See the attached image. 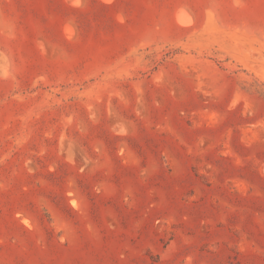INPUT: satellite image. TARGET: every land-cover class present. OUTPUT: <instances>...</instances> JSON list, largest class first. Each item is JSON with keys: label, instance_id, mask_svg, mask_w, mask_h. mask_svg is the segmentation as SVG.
I'll return each mask as SVG.
<instances>
[{"label": "rangeland", "instance_id": "obj_1", "mask_svg": "<svg viewBox=\"0 0 264 264\" xmlns=\"http://www.w3.org/2000/svg\"><path fill=\"white\" fill-rule=\"evenodd\" d=\"M0 264H264V0H0Z\"/></svg>", "mask_w": 264, "mask_h": 264}, {"label": "bare ground", "instance_id": "obj_2", "mask_svg": "<svg viewBox=\"0 0 264 264\" xmlns=\"http://www.w3.org/2000/svg\"><path fill=\"white\" fill-rule=\"evenodd\" d=\"M106 1H108V0H106ZM179 16L181 17V15H179ZM183 16H184V13H183ZM185 17H186V15H185ZM181 18H182V17H181ZM180 20H181V22L183 21L182 19H180ZM180 20H179V21H180ZM181 22H180V23H181ZM188 22H189V21H188ZM188 22H187V23H188Z\"/></svg>", "mask_w": 264, "mask_h": 264}]
</instances>
